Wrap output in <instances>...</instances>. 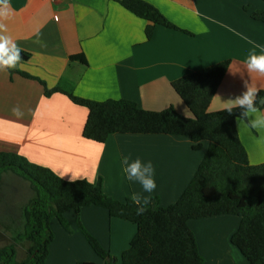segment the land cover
I'll return each mask as SVG.
<instances>
[{"label":"crops","instance_id":"0c3cea01","mask_svg":"<svg viewBox=\"0 0 264 264\" xmlns=\"http://www.w3.org/2000/svg\"><path fill=\"white\" fill-rule=\"evenodd\" d=\"M145 1L185 32L156 26L148 40V22L115 0H9L10 14L0 20L5 26L0 34L30 55L19 64L22 71L49 90L61 89L85 100L123 99L155 112L174 107L190 118L172 83L227 60L231 65L210 112L227 110L226 103L246 91L245 83L264 95V76L249 72L244 64L251 51L260 54L264 48V24L252 18L254 12L264 11L262 0ZM79 54L87 65L70 62ZM14 108L23 115L16 116ZM88 113L64 94L46 97L38 81L0 71V153L23 156L68 182L100 183L105 195L120 202L142 193L148 200L158 198L162 207L174 205L193 180L208 145L195 152L185 137L119 134L98 144L83 137ZM240 120L237 129L250 163L264 164V129H252ZM125 156L152 162L157 183L152 193H143L139 183L126 179L121 163ZM65 219L72 233L52 220L55 239L46 264H108L83 236L76 212H67ZM80 221L114 259L110 264H122L136 225L111 218L96 206L83 209ZM240 223L237 216L189 222L204 264H249L231 243Z\"/></svg>","mask_w":264,"mask_h":264},{"label":"trees","instance_id":"16d2710c","mask_svg":"<svg viewBox=\"0 0 264 264\" xmlns=\"http://www.w3.org/2000/svg\"><path fill=\"white\" fill-rule=\"evenodd\" d=\"M115 1L148 22V40L156 26L185 32L145 0ZM252 18L264 24V11L254 12ZM20 56L21 63L30 59V55L22 51ZM70 62L87 65L83 54L72 56ZM230 65L231 61L227 60L172 83V88L192 113L190 118L174 107L155 112L123 99L106 102L81 99L61 89H47L43 81L22 71L19 65L8 70L11 75L38 81L44 86L46 97L64 94L75 105L86 108L89 113L83 137L88 141L104 144L110 136L118 134L174 136L190 139L195 152L208 143V151L193 180L174 205L165 208L158 198H151L141 215L136 212L139 206L130 199L120 202L105 195L100 183L68 182L23 156L0 153V187L4 175L12 173L28 182L34 193L23 210L24 232L0 248V264H46L55 239L51 222L57 219L68 233H72L65 219L69 211L76 212L77 225L95 254L108 264L112 263L111 255L80 221V212L92 206L104 209L111 218L136 225L137 233L121 257L122 264H204L189 222L221 216L241 219L239 229L231 238L232 245L249 264H264V164L254 166L250 163L237 129V121H248V117H242V110L238 108L232 112H210ZM259 95L264 96L263 93ZM257 107L264 109L260 104ZM19 242L29 244L27 257L22 262L16 261Z\"/></svg>","mask_w":264,"mask_h":264},{"label":"clouds","instance_id":"9594fccd","mask_svg":"<svg viewBox=\"0 0 264 264\" xmlns=\"http://www.w3.org/2000/svg\"><path fill=\"white\" fill-rule=\"evenodd\" d=\"M9 7V0H0V20L9 16ZM3 31H5V26L0 23V33ZM21 51L23 49L13 42L9 36L0 34V71L15 69L22 61ZM244 64L249 72L264 76V48L260 50V54H257L255 50L251 51ZM245 88L246 91L226 103L227 111L232 112L234 108H238L242 110V117H251L246 124L248 127L264 129V113H261L257 107L258 104L264 102V96L258 95V89L248 83H245ZM13 112L18 117L23 115L19 108H14ZM240 122L245 123L243 120H240ZM121 163L126 179L139 183L143 193H152L157 188L155 169L151 161H142L139 157L131 160L125 156ZM70 179L73 181L72 175ZM130 200L134 205L139 206L136 209L138 215L147 210L146 205L149 200L142 193H133Z\"/></svg>","mask_w":264,"mask_h":264},{"label":"rangeland","instance_id":"374dc122","mask_svg":"<svg viewBox=\"0 0 264 264\" xmlns=\"http://www.w3.org/2000/svg\"><path fill=\"white\" fill-rule=\"evenodd\" d=\"M16 177L8 173L0 187V248L9 245L23 234L25 225L23 210L34 196L30 184L23 179L15 183ZM19 244L16 249V261L22 262L27 257L26 250L29 244L24 242Z\"/></svg>","mask_w":264,"mask_h":264},{"label":"built area","instance_id":"2783aa9c","mask_svg":"<svg viewBox=\"0 0 264 264\" xmlns=\"http://www.w3.org/2000/svg\"><path fill=\"white\" fill-rule=\"evenodd\" d=\"M44 1H51V0H44Z\"/></svg>","mask_w":264,"mask_h":264},{"label":"water","instance_id":"95a60500","mask_svg":"<svg viewBox=\"0 0 264 264\" xmlns=\"http://www.w3.org/2000/svg\"><path fill=\"white\" fill-rule=\"evenodd\" d=\"M264 104V102H262V105Z\"/></svg>","mask_w":264,"mask_h":264}]
</instances>
